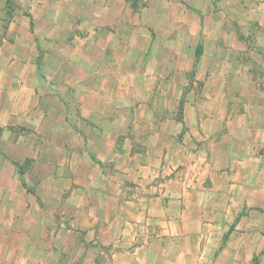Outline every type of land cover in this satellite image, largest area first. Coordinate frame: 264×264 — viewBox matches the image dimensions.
<instances>
[{
  "label": "crops",
  "instance_id": "0c3cea01",
  "mask_svg": "<svg viewBox=\"0 0 264 264\" xmlns=\"http://www.w3.org/2000/svg\"><path fill=\"white\" fill-rule=\"evenodd\" d=\"M140 1L142 3V0ZM71 2L82 3L84 7L73 11ZM143 2L146 5L141 4L135 12L132 0H45L47 8L51 10L46 14L47 28L44 35L52 51L49 58L52 56L51 60L59 66L66 64L68 60L54 57L53 51L60 48L65 50L67 47L72 49L73 46L68 45L67 37L60 40L54 35H58L59 28H62L66 34L69 27L71 29L75 25L81 26L83 35L80 38L82 43L78 46L77 63L80 64L78 61H81L85 67V63L93 59L94 67H98V64L105 65V68L99 69V74L107 76L99 81V76L84 72L76 87L65 84V75L61 79L53 76H46L44 79L46 97L55 102L63 114L77 112L83 116L92 117L89 124L84 121V117L77 118L79 119L77 126L68 121L61 123L62 128L67 131L66 136L61 139L49 137L41 142L33 140L39 147L56 144L67 152L64 160L67 162L65 166L69 171L70 184L78 170L85 171L86 184L75 191L77 198L82 197L83 204L76 208L75 196L62 197V209L68 204L67 209L74 216L67 218L62 214L60 218L53 217V212L44 211L40 205L33 203L29 208L20 206L12 209V218L2 221L12 225L21 219V214H25L24 219H29L31 226H37L39 223L45 226V238L50 242H58L59 246L57 247L59 249L47 250L45 257L63 258L71 246L69 240L71 232L77 243L81 244L79 245L80 264H118V259L121 257L138 261L144 248L137 244L140 241L141 231L146 229L149 234L150 231L161 230L162 234H167L174 239L186 232L185 227L189 225V219L185 214L189 209L187 206H190L187 205L189 193L186 191L189 182L185 177V170L204 162L205 168L209 167V170L211 168L213 172L217 171L213 163L214 149H210L215 144H220L210 133L209 121L214 120L213 111L210 110L207 113L203 105L196 107L189 105L187 113L189 112L190 119L193 120L183 123L177 119L173 109L168 111L164 106L159 105V99H155V97L165 96V89L169 90L171 87L182 93L181 79L186 78L187 71L193 69L195 65L197 69H200L202 63L207 67L208 61L191 60L183 65L176 57L163 58V54L166 53L163 51L165 47H160L157 42H153V33H156V30L148 26L145 28L146 38H149L150 42L143 76L146 84L144 91L147 92L145 99L148 100L143 102L142 106H134L133 103L128 105L127 101L134 99L136 90L134 61L131 57L134 41L133 32L128 34L123 30L134 29L131 25L135 16L142 20L151 15L174 18L185 28L186 33H200L203 35L202 38H205V35H212V38H216L214 47L216 51L227 50L224 40L228 34L238 38L239 34L250 33L259 35V39L260 36L264 38V0H143ZM235 2L239 7L235 9L233 15L229 7ZM246 3H254L256 8L248 11ZM56 18L65 19L67 23L61 27L54 22ZM87 19H93L92 24L87 22ZM243 19H250L252 23L244 26ZM26 33L30 34V28ZM35 40L39 41L37 35ZM91 43L94 50L92 57L89 53ZM203 44L205 45V42ZM256 46L259 48L257 51L264 52L262 42ZM182 48L186 46L183 45ZM182 48H178L175 56L182 53ZM204 49L206 51V47ZM155 50L158 52L155 53ZM117 65L124 66V71L120 73L113 71ZM168 66H173L178 74L167 75ZM106 79L114 84L105 85ZM221 79L216 80L214 76L206 74L196 76V80L206 82L204 96L215 92V81L222 83L226 81L225 90L229 93L231 89L227 76L222 75ZM153 81H157L158 86L150 85ZM59 88L64 93H60ZM99 88L98 93L96 90ZM225 90L218 88L217 93L226 95ZM192 91L195 93L197 90ZM90 94L99 95L104 99L105 104L97 105L91 102ZM69 96L76 98L74 105L66 101L65 97ZM260 108L262 111L259 114L260 121L247 123L245 126L250 134H264V106ZM140 112L142 114L170 113V116L135 122V115ZM203 112L206 114L205 122L199 123L197 117L194 119V114ZM106 118L113 119L109 121L110 126L116 125L124 129V132L119 134L108 129ZM45 126L46 130L52 129L51 124L47 123ZM8 129L6 128V131L11 132V129ZM34 130L38 131V127ZM32 134L37 136L35 132ZM231 140L233 143L239 142L233 138ZM225 141H227L226 138L223 139V146ZM209 149L212 159L210 158L208 162ZM0 157L1 172L7 165L10 167L13 160L18 161L9 154H3L2 149ZM31 157L36 163L45 159L39 152ZM86 157L92 161L95 159L93 168L102 167L98 175L84 168ZM252 160L255 162L252 167L246 165L243 160H237V163L242 164L240 168L235 170L227 164L222 169L227 177V186L223 191L226 200L225 210L246 209L249 213L243 218L242 225L237 227L234 234H241L240 227L243 226L248 235L264 238V184L260 183V179L264 176V157ZM106 163L109 164L106 165ZM55 164H53L54 168ZM75 182L78 183V181ZM199 184L203 186L202 181ZM212 189L217 191V188L209 190L213 191ZM6 192L5 189L2 190L1 195H5ZM75 214L78 216L75 217ZM261 217L260 223L257 218ZM74 229H77V232ZM85 241L93 242L95 252H92L91 248H82V245L86 244ZM104 257L106 261L101 260ZM261 259L264 261V256Z\"/></svg>",
  "mask_w": 264,
  "mask_h": 264
},
{
  "label": "rangeland",
  "instance_id": "374dc122",
  "mask_svg": "<svg viewBox=\"0 0 264 264\" xmlns=\"http://www.w3.org/2000/svg\"><path fill=\"white\" fill-rule=\"evenodd\" d=\"M132 2L135 12L141 4L146 5L143 0L142 3L140 0H132ZM253 4L246 3L248 11L256 8ZM70 6L73 11L84 7L82 3L77 2H71ZM237 7L239 6L236 2L230 4L229 9L233 15ZM49 11L51 12L45 0H0V151L2 149L3 154H9L12 158L18 159V161L13 160V164L10 167L7 165L1 172L0 157V264H80L79 245L81 244L74 239L73 233L70 232L71 246L65 256L51 258L45 257V252L59 246L58 242H50L45 238V226L40 223L37 226H31L29 219H24L25 214H21L23 218L21 217L15 224L7 225L2 222L11 217L12 209L20 206L29 208L33 203L40 205L44 211L53 212V217L58 218L62 214L67 218L74 216L68 211V204L62 209V197L75 196V207L83 204L82 197L77 198L75 191L86 184L85 171L78 170L70 184L69 171L65 166L67 162L64 160L67 152L56 144L39 147L33 140L41 142L49 137L61 139L67 133L61 123L68 121L77 126V120H79L77 118L84 117V121L89 124L92 117L83 116L77 112L63 114L59 106L46 97L44 79L46 76L61 79L65 75V84L76 87L84 72L99 76V81L107 76L99 74V69L105 68V65L98 64V67H94L93 59L85 63V67L81 61H78L80 64L77 63L78 46L82 43L80 38L83 35L81 26L75 25L71 29L69 27L66 34L62 28H59L58 35H54L60 40L67 37L68 45L73 46L72 49L67 47L65 50L60 48L53 51L54 57L64 58L68 60L67 63L59 66L51 60L52 56L49 58L52 51L44 36L47 28L46 14ZM92 21L93 19H87V22L91 24ZM242 21L245 23L244 26L252 23L250 19ZM54 22L61 27L67 23L65 19L57 18ZM128 23L130 25V22ZM131 26L134 29L126 28L123 31L128 34L133 32L134 49L131 57L134 61V86L137 91L135 90L134 99H129L127 104L142 106L143 102L148 100L145 99L147 92L144 91L146 84L143 76L150 42V39L146 38L145 28L150 26L152 30H156V33H153V42H157L160 47H165L163 51L166 53L163 54V58L176 57L183 65L191 60L208 61L207 67L202 63L200 69H197L195 65L193 69L187 71L186 78L181 79L182 93L171 87L169 90L165 89V96L155 97V99H159V105L164 106L168 111L173 109L177 119L183 123L193 120L190 119L189 112L187 113L189 105L191 107L203 105L207 113L210 110L213 111L214 120L209 121L210 133L220 144L210 147L214 149L213 163L216 172H213L211 168L209 170V167L205 168L204 162L185 170V177L189 182L186 191L189 193L187 205L190 206H187L189 209L185 214L189 219V225L185 227L186 232L174 239L167 234H162L161 230L150 231L148 234L145 229L141 231L140 241L137 242L140 246H144L140 259L133 261V259L121 257L118 259V264H264L261 259L264 256V238L248 235L243 226L240 227L241 234H234L237 227L242 225L243 218L249 213L246 209L225 210L226 200L223 191L227 186V177L222 170L227 164L235 170L240 168L242 164L237 163V160H243L246 165L252 167L255 164L252 159L264 157V134H250L245 128L247 123L260 121L259 114L262 112L260 107L264 106V52L257 51L259 48L256 46L261 42L264 44V38L260 36L259 39V35L250 33L239 34L238 38L228 34L224 40L227 50L216 51L214 48L216 38H212V35H205V38H202L203 35L200 33L188 34L174 18L151 15L142 20L135 16ZM28 28H30V34L26 33ZM36 35L39 41L35 40ZM183 45L186 48H182ZM90 46L89 53L92 57L94 54L92 43ZM180 47L183 49L182 53L175 56ZM156 52L158 51L155 50ZM72 59L75 60L72 61ZM124 69V66L117 65L113 71L120 73ZM174 73L178 74L173 66H168L166 74ZM198 74L212 75L216 80H222L221 76L226 75L230 92L225 90L226 81L224 83L215 81V92L213 94L208 92L209 95L204 96L206 82L196 80ZM108 84L113 85L114 82L106 79L105 85ZM150 85L158 86V82H150ZM218 88L224 89L226 95L218 94ZM99 90L100 88L96 91L99 93ZM192 90L197 91L193 93ZM59 92L64 93L60 88ZM65 99L71 105L75 104L76 98L69 96ZM89 99L97 105L105 104L104 99L97 94H90ZM169 114L140 112L136 113L135 122L170 116ZM205 116L204 112L194 114V119L197 117L199 123L205 122ZM106 120L108 129L119 134L124 132V129L116 125L110 126L109 121L113 119L106 118ZM47 123L52 125L51 130H46ZM36 127L38 131L34 130ZM6 128L11 129V132L6 131ZM33 132L37 136L33 135ZM225 138L227 141L223 146ZM232 138L239 142L233 143ZM210 149L207 153L209 154L208 162L211 158ZM37 152L45 158L40 163H36L31 157ZM93 161L86 157L84 168L98 175L102 167L93 168L92 166L95 165ZM200 181L205 188L201 187ZM260 183L264 184V176L260 179ZM210 188H217V191L214 189L211 191ZM4 189L8 193L1 195ZM76 216L78 215L75 214ZM257 220L261 223L262 217ZM74 231L77 232V229ZM85 243L82 248H91V251L95 252L92 241H85ZM101 260L107 259L104 257Z\"/></svg>",
  "mask_w": 264,
  "mask_h": 264
}]
</instances>
